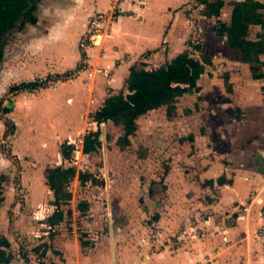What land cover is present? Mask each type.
<instances>
[{
    "label": "rangeland",
    "instance_id": "374dc122",
    "mask_svg": "<svg viewBox=\"0 0 264 264\" xmlns=\"http://www.w3.org/2000/svg\"><path fill=\"white\" fill-rule=\"evenodd\" d=\"M120 9L87 17L76 47L81 58L69 71L37 77L33 86L3 89L0 63V247L12 255L7 264H63L75 256L79 261L92 256L96 246L108 264H158L187 255L194 260L181 264H260L264 206L253 185L264 186V137L253 133L252 124H240L243 111L225 80V60L214 66L218 77L203 75L200 90L178 97L170 114L164 105L139 116L127 139L122 126L100 123L101 146L87 154L82 140L97 128L96 107L78 108L73 101L63 106L41 95L93 70L88 49L102 46ZM95 15L101 16L103 34L97 45L82 42ZM26 27L20 21L5 34V51L9 59L18 54L20 61L33 58L36 64L37 57L25 50ZM185 39L193 55L203 51L200 36ZM169 62L149 65L166 70ZM238 72L246 83L245 69ZM87 77L91 84L94 76ZM61 111L64 117L69 113V123L60 122ZM64 141L75 144L69 160L60 156ZM57 165L74 168L76 175L71 199L62 206L64 219L50 230L44 219L55 207L46 182ZM80 172L91 179L81 183ZM236 182L251 185L239 199ZM81 202L84 210L77 207ZM233 227L239 229L229 233ZM113 248L123 252L121 260L112 259Z\"/></svg>",
    "mask_w": 264,
    "mask_h": 264
},
{
    "label": "crops",
    "instance_id": "0c3cea01",
    "mask_svg": "<svg viewBox=\"0 0 264 264\" xmlns=\"http://www.w3.org/2000/svg\"><path fill=\"white\" fill-rule=\"evenodd\" d=\"M243 1L245 0H223L220 14L207 17L203 14L205 5L198 0H40L35 11L36 23H27L26 31L29 37L25 41V50L39 61L36 64L33 58L29 62L20 61L18 54L14 55L13 59H9L5 51L1 61V88L15 86L12 84L17 86L43 75L73 69L81 58L76 47L79 36L85 29L87 17L91 13L106 11L114 6L121 8V13L110 26L109 34H106L102 46L88 49L89 67L92 65L93 70L87 69L78 79L67 85L68 87L62 83L55 89L41 90V95H46V100H52L55 104L60 101L63 106L73 101V103L78 102L76 103L78 108L89 109L94 106L97 110L105 98L126 88V79L131 66L142 64L147 70L158 68L154 65L152 68L149 64L171 61L179 53L188 51L183 45L186 35L190 38L197 34L202 40L203 51L196 56L189 53L197 59L201 56H208L211 59V65L205 67L200 78L205 74L209 77L211 75L212 78L218 77L220 73L214 69V66H217V62L225 60L229 64L225 69L228 72L227 83L231 85V91L238 98L237 107L243 111L240 124L244 122L252 124L253 133L264 137L262 135L264 134V77L254 79L249 65L242 60L241 52L230 48L225 35L219 36L213 30L217 21L229 24L235 4ZM254 1L264 4V0ZM262 12L264 14V10ZM246 38L252 41H264V27L251 24ZM180 45L184 48L178 50ZM260 59L264 62L263 56H260ZM230 64L232 66L236 64V68ZM239 68L245 69L248 74L246 83L240 79ZM262 69L264 70V64ZM87 76H94L91 84L87 82ZM200 78L197 81L198 85ZM47 102L49 104L50 101L45 103ZM61 113L60 122L69 123V113H66L65 117L64 112ZM60 156L62 160H66L61 153ZM236 186L234 197L237 196L239 199L251 185L247 183L246 186H241L236 182ZM253 186L257 188L256 199L261 202L258 204L264 206V186ZM255 219L257 221L261 218L255 216ZM235 229L239 228H228L229 233H236ZM262 247L264 248L260 244L258 250H262ZM98 249L100 248L96 246L94 250L96 252L92 256L82 255L79 261L75 256L63 264H108V256L104 253L100 254L102 252ZM115 257L121 260L124 257L123 252L118 253L113 248L112 259L115 260ZM192 260L194 258L188 255L181 260L169 257L168 260L164 259L158 264L190 263ZM260 264H264V259H261Z\"/></svg>",
    "mask_w": 264,
    "mask_h": 264
},
{
    "label": "trees",
    "instance_id": "16d2710c",
    "mask_svg": "<svg viewBox=\"0 0 264 264\" xmlns=\"http://www.w3.org/2000/svg\"><path fill=\"white\" fill-rule=\"evenodd\" d=\"M39 1L0 0V63L5 52V34L15 28L20 21L30 24L36 23L35 11ZM198 1L205 5L203 11L205 16L211 17L220 14L223 0ZM262 10H264V4L254 0L237 2L232 10L230 23L217 21L213 28L217 35H225L230 48L238 49L241 52L242 60L249 65L254 79L264 77V70L262 69L264 62L260 59V56L264 58V41H252L246 36L251 24L264 27ZM21 27L22 25H20ZM207 65H211L210 57L201 56L200 59H197L192 57L189 51H183L168 63L166 70L162 67L147 70L142 64L131 66L129 76L126 79L127 93L119 91L109 95L104 99L101 107L94 112L93 119L98 128L90 130L84 135L82 152L87 154L101 146L99 126L102 122L112 121L115 125L122 126L127 139L129 135L135 132L136 120L143 113L165 105L167 113L170 114L178 97L200 90L197 81L204 73ZM225 80L228 82L227 78ZM33 85H35L34 82H23L11 89H21V87ZM59 150L63 159L69 160L75 150V145L65 141L60 145ZM75 175L74 168L62 165L55 166L48 172L46 183L53 193L51 204L55 206V210L44 222L51 229L64 219L62 206L67 205L71 199L69 185ZM78 179L81 183H85L91 178L88 173L80 172ZM222 180L219 179V184L223 183ZM77 207L79 210L85 208L82 202ZM11 260L12 255L0 247V264H7Z\"/></svg>",
    "mask_w": 264,
    "mask_h": 264
},
{
    "label": "built area",
    "instance_id": "2783aa9c",
    "mask_svg": "<svg viewBox=\"0 0 264 264\" xmlns=\"http://www.w3.org/2000/svg\"><path fill=\"white\" fill-rule=\"evenodd\" d=\"M99 17L101 16L95 15L92 17L91 19L92 23L90 26L91 29L89 30L88 34L85 35L82 42L87 41L88 43L93 44V45H97L100 43V41L103 38V34L98 29L100 27V24L98 22ZM81 47H84V43H81Z\"/></svg>",
    "mask_w": 264,
    "mask_h": 264
}]
</instances>
